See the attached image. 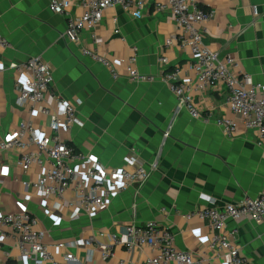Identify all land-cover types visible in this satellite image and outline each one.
Listing matches in <instances>:
<instances>
[{"label":"crops","instance_id":"0c3cea01","mask_svg":"<svg viewBox=\"0 0 264 264\" xmlns=\"http://www.w3.org/2000/svg\"><path fill=\"white\" fill-rule=\"evenodd\" d=\"M84 1L74 0L65 14L57 15L50 10L51 0H0V41L3 38L10 45L0 47L4 69L0 75V142L23 122L32 123L36 133H52L48 119L38 117L33 107L18 99L17 87L25 73L9 68L41 57L54 78L48 97L68 100L76 107L77 123L65 137L87 159L74 166L79 170L82 164L97 161L112 173L133 170L130 162L137 160L150 170V176L113 197L107 209L93 218L71 221V212L55 208L64 201L47 200L48 213L32 186L19 185L16 194L18 179L30 183L40 171L35 168L22 173L15 153H0V213L13 209L17 201L39 220L45 244L74 241L102 230L122 233L128 225L154 221L176 235L179 251H189L212 264H225L210 248L213 232L209 223L185 217L198 210L257 199L264 187V147L258 145L255 133L242 127L237 135L228 137L215 124L206 125L184 110L177 112V99L164 74L179 68V79L192 86L196 74L189 53L175 45L166 46L178 28L168 11L155 10L156 3L164 0H147L141 18L120 5L109 8L98 27L81 32L77 44L66 35L68 21L84 15ZM196 2L199 8L213 12L204 25V45L220 60L235 58L238 74L264 84V0ZM84 50L107 57L123 76L114 79L109 69L85 56ZM133 56L138 72L154 77V82H133L124 76ZM164 57L168 65L160 62ZM192 96L206 113L233 117L226 106L224 86L205 93L194 90ZM11 195H17L14 202ZM71 196L68 193L65 199ZM234 228L239 230L234 245L241 256L249 264H264V224L249 219L230 222L228 229ZM53 252L60 257L56 249ZM73 252L87 264L89 249Z\"/></svg>","mask_w":264,"mask_h":264},{"label":"built area","instance_id":"2783aa9c","mask_svg":"<svg viewBox=\"0 0 264 264\" xmlns=\"http://www.w3.org/2000/svg\"><path fill=\"white\" fill-rule=\"evenodd\" d=\"M74 0H51L50 10L63 15L73 6ZM147 0H85V13L81 17L70 18L67 37L73 43H80L83 30H94L103 20L106 10L120 5L133 17L141 18ZM155 10L168 11L177 25V33L166 41V46L175 45L180 51L193 58L192 69L196 74V85L179 79L180 69L164 74V81L177 99V112L186 111L204 124H215L228 137L237 135L239 126L256 134L257 143L264 147V84H257L247 74H238L235 58L229 56L220 60L218 54L204 45L205 27L213 17V12L199 8L196 0H164L157 2ZM257 9L254 13L257 16ZM119 34V31L116 30ZM1 48H9V43L1 38ZM103 67L110 70L114 79L119 73L107 57L96 52L84 50ZM136 56L130 59L124 76L130 81L152 83L154 77L145 76L135 68ZM160 62L168 65V59ZM10 69L25 73V80L17 87L19 101L30 105L38 117L48 119L51 135L36 133L34 125L23 122L17 131L0 142V153L13 152L17 155V168L22 173L39 169V175L30 183L17 180L19 185L32 186L40 202L50 213L47 200L56 199L55 208H66L71 221L93 218L104 211L109 201L128 190L133 184L146 181L150 172L137 160H131L133 170L122 169L108 173L101 163L90 161L78 170L74 165L83 163L87 157L78 153L70 144V131L77 123L75 105L58 97H48L54 78L50 67L41 57H32L26 63L11 64ZM4 71L0 65V75ZM224 86L229 95V110L233 118L216 117L198 107L192 91L205 93L216 87ZM7 167V166H6ZM71 193L67 201L65 196ZM16 196H10L12 202ZM27 201L31 196H27ZM188 221L197 218L207 221L212 230L210 248L216 257L225 264H249L234 245L239 230L228 229L231 221L252 220L264 224V187L261 195L254 200H246L239 205L223 208L210 207L198 210L185 217ZM45 232L40 222L15 201L14 208L0 213V264H82L73 252L74 249H89L87 264H212L206 259L189 251H179L176 235L169 228L157 222L145 225H128L122 233L106 230L93 232L77 240H62L45 244ZM100 239H106L101 241ZM54 246V247H53ZM57 250L60 257L54 252ZM148 251V252H147ZM17 253V255H15ZM142 254V258L138 257Z\"/></svg>","mask_w":264,"mask_h":264},{"label":"rangeland","instance_id":"374dc122","mask_svg":"<svg viewBox=\"0 0 264 264\" xmlns=\"http://www.w3.org/2000/svg\"><path fill=\"white\" fill-rule=\"evenodd\" d=\"M194 98V97H193ZM229 95H228V92H227V101H226V106H227V109H228V111L231 113V111L229 110V107H228V105H229ZM204 112H206V111H204ZM232 114V113H231ZM232 116H233V114H232ZM233 118V117H232ZM231 119V118H230ZM239 127H242L243 129H245L246 131H247V129L243 126V125H240ZM139 162V161H138ZM141 163V162H140ZM142 164V163H141ZM149 172H150V170H148Z\"/></svg>","mask_w":264,"mask_h":264},{"label":"bare ground","instance_id":"6f19581e","mask_svg":"<svg viewBox=\"0 0 264 264\" xmlns=\"http://www.w3.org/2000/svg\"><path fill=\"white\" fill-rule=\"evenodd\" d=\"M231 222H235V221H231Z\"/></svg>","mask_w":264,"mask_h":264},{"label":"trees","instance_id":"16d2710c","mask_svg":"<svg viewBox=\"0 0 264 264\" xmlns=\"http://www.w3.org/2000/svg\"><path fill=\"white\" fill-rule=\"evenodd\" d=\"M171 70H169L168 72H170Z\"/></svg>","mask_w":264,"mask_h":264}]
</instances>
